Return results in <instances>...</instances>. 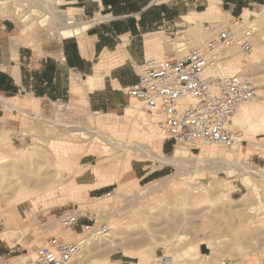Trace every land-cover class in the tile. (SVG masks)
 I'll use <instances>...</instances> for the list:
<instances>
[{
    "label": "rangeland",
    "instance_id": "obj_1",
    "mask_svg": "<svg viewBox=\"0 0 264 264\" xmlns=\"http://www.w3.org/2000/svg\"><path fill=\"white\" fill-rule=\"evenodd\" d=\"M70 1L0 0V25H6L13 40L28 50L40 49L62 37L60 11L72 13L79 21L68 11L75 7ZM221 1L220 13L187 23L184 16L206 11L210 0H181L184 15L174 29L139 35L137 42L146 48V57H165L164 53L179 54L169 50L168 44L172 48L187 44V50L204 47L212 37L206 29L209 25L231 27L239 37L250 28L256 30L251 35L253 49L243 53L239 46L229 47L223 64V72H238L257 85L256 99L244 103L232 119L231 127L242 141L232 147L190 151L187 146H175L165 138L162 114L149 111L136 99L127 103L135 101L136 108L126 115L125 108L119 113L101 112L108 116L95 114L84 99H73V88L80 87L85 76L73 79L71 93L64 99L36 97L29 104L27 98L35 97L32 94H0V264L6 258L24 264L34 247L52 236L69 241L82 238L60 222L61 215L74 210L80 212L82 221L90 222V217L108 224V233L113 231L116 237L111 235L113 240L108 241L105 236L98 240L100 244L92 241L75 264H156L163 255L171 264L263 263L264 0H240L235 7ZM83 35L78 36L83 39ZM181 36L180 42L174 41ZM195 36L197 40L200 36L196 45ZM117 49L112 46L106 52ZM124 54L126 47L104 59L98 57L94 73L97 64L98 69L113 65ZM73 124L81 128L97 124L115 138L147 146L160 159L139 149L115 148L98 135L91 137L88 130H74ZM177 149L182 163L162 164ZM218 156L228 157L230 163L216 161ZM37 180L49 182L47 193L30 185ZM142 237L147 240L137 247L122 241ZM216 246H220L218 251Z\"/></svg>",
    "mask_w": 264,
    "mask_h": 264
},
{
    "label": "crops",
    "instance_id": "obj_2",
    "mask_svg": "<svg viewBox=\"0 0 264 264\" xmlns=\"http://www.w3.org/2000/svg\"><path fill=\"white\" fill-rule=\"evenodd\" d=\"M219 1L210 0L206 11L192 12L185 15L184 20L187 23H194L220 13ZM239 1L222 0L221 2L235 7ZM70 2L75 4V7H69L68 11H73L79 21L72 13L60 12L74 21L75 26L82 29L81 32L65 37L59 30L61 38L46 42L37 50H28L25 45L14 41L8 27L0 25V94L7 97L24 92L32 94L35 97L27 98L29 104L37 100L36 97L64 99L71 93L73 79L85 76L83 83H79L80 87L73 88V99H84L86 107L89 106L96 114L108 116L109 114L101 112L119 113L125 108L124 115H126L135 102L132 101L131 105L126 106L130 99H134L130 96L129 90L139 82L138 65L148 58L146 48L143 45L139 47L137 37L158 33L159 29L165 31L174 29L177 20L184 15L180 11L181 0H71ZM230 11L233 13V10ZM246 12L251 13L249 10ZM83 33L81 39L78 35ZM200 36L198 40L196 36L194 39L192 37L193 44L199 42ZM181 39L182 36L174 41L180 42ZM186 45L179 44L172 48V44H168V49L171 48L179 54L167 56L164 53L165 57H181L183 53L180 52L187 50ZM112 46L118 48L116 51L119 49L123 51L126 47L127 55H122L117 63L107 67L102 66L103 68L98 69L97 64L94 73L95 61L98 57L102 56L101 58L104 59L107 54L116 52H106ZM193 49L195 48L188 49L182 56ZM4 101L10 103L9 99ZM250 148L255 149L253 145ZM82 220V225L89 223ZM78 229L81 227H77L75 231L71 230L74 236L81 235L77 232Z\"/></svg>",
    "mask_w": 264,
    "mask_h": 264
},
{
    "label": "built area",
    "instance_id": "obj_3",
    "mask_svg": "<svg viewBox=\"0 0 264 264\" xmlns=\"http://www.w3.org/2000/svg\"><path fill=\"white\" fill-rule=\"evenodd\" d=\"M212 37L204 47L188 51L182 57L147 58L141 65L139 82L131 87L132 98L143 103L151 112L163 116L165 138L175 146L184 145L190 151L219 145L232 147L241 143L238 133L231 127L232 119L240 106L257 97L253 81L239 75L223 72L226 50L239 46L243 53L253 49L250 28L238 36L231 28L207 27ZM78 210L60 216L65 229H82V238L69 241L63 236H52L47 243L34 247V252L24 264H75L76 259L89 238L104 236L109 232L108 224H98L90 218L81 224ZM1 264H13L3 259ZM157 264H170L163 255Z\"/></svg>",
    "mask_w": 264,
    "mask_h": 264
},
{
    "label": "bare ground",
    "instance_id": "obj_4",
    "mask_svg": "<svg viewBox=\"0 0 264 264\" xmlns=\"http://www.w3.org/2000/svg\"><path fill=\"white\" fill-rule=\"evenodd\" d=\"M59 13V12H58ZM63 14V13H62ZM61 14V12H60V19H61V27L59 28V30H60V33L61 34H64V35H66V36H73V35H76V34H78V33H80L81 32V28L80 27H77V26H75L76 24H75V22L74 21H72V20H69V18H67L66 17V15L64 16V14L62 15ZM207 29V28H206ZM231 48V47H230ZM155 58H163V57H155ZM241 71V70H240ZM224 73H226V74H239L238 72H236V73H230V72H224ZM240 75V74H239ZM243 75V74H242ZM256 87H257V85H256ZM135 99V98H134ZM244 104H242L241 106H240V108L238 109V113H240L241 112V107L243 106ZM133 108H136V106H134V105H132L129 109H128V111L129 110H131V109H133ZM243 110V109H242ZM245 111V110H244ZM156 113V112H155ZM96 114V113H95ZM237 114V113H236ZM235 114V115H236ZM235 115H234V117H235ZM233 117V118H234ZM161 119H162V117H161ZM261 119H259V121H260ZM58 124H60V125H64V123H58ZM92 125V124H91ZM90 125V128H81V127H79L78 125H76V124H73V125H70L72 128H74V130H77V131H82V129L83 130H88L89 131V134H90V136L91 137H93V136H95V135H98L102 140H105L108 144H110L111 146H113V147H115V148H120V149H139V150H143V152H145V154H146V156H149V157H153V158H156V159H160L159 157H160V155H158L157 153H155L153 150H151L150 148H149V150H148V147L146 146V147H144V146H142L139 142H133V141H129V140H122V139H118V138H115V137H113L112 135H110L109 133H107V132H104V131H102V130H100L98 127H97V124L96 125H92L91 126ZM263 131H264V129H263ZM87 134V133H86ZM239 136V135H238ZM184 146V145H183ZM252 146V145H251ZM188 147V146H187ZM211 147H218V145H214V146H210V148ZM189 148V147H188ZM190 149V148H189ZM161 158H162V156H161ZM179 158H180V151L177 149V150H175V152H174V155L172 156V157H168V158H165V160H161V162H162V164H169V163H172V164H181L182 163V161H180L179 160ZM228 158V157H227ZM226 157H223V158H221V156L219 157H216V161L217 160H219V162L220 161H222V162H224V163H230V160L229 159H227ZM202 159V158H201ZM206 161L208 160V159H205ZM204 160V161H205ZM214 160V159H213ZM213 160H212V163H213ZM209 161V160H208ZM214 162H215V160H214ZM200 163H201V161H198V160H196V164H197V166L198 165H200ZM202 163H203V160H202ZM205 163V162H204ZM207 164H209V163H207ZM214 164V163H213ZM205 165V164H204ZM212 165V164H211ZM210 165V166H211ZM232 165V164H231ZM209 166V165H208ZM242 169H244L247 173H256L257 175H259V173L258 172H256L255 170H252V169H250L248 166H240ZM263 178H264V176H262ZM45 180V179H44ZM48 180V179H47ZM28 184H30V183H28ZM31 186L32 185H34L35 187H37L38 189H39V187H41V188H43L44 189V191L46 192L47 190H48V187H50V185H49V182H41V180L39 181V180H37V181H34L32 184H30ZM47 187V188H46ZM194 189H198V187L197 188H194ZM203 191H204V189H203ZM47 193V192H46ZM196 227L198 228V229H200V228H202V225L200 224V223H197L196 224ZM113 236L114 237V239L116 238L115 237V232H113V231H110V233H107V234H105L104 236H95V237H92V238H89L88 239V241L85 243V245L83 246V248L85 247V246H87V245H90V244H92L93 242H98V240H100L101 238H103V237H105V236H107V240L108 241H110V240H113V239H111L109 236ZM80 236H82V233H81V235ZM181 236H179L178 237V239L177 240H182V238H180ZM146 238H140V239H134V240H130L129 238H125V239H122V241H123V243H124V245H126V246H134V247H137V246H139V245H141L142 243H144V242H146ZM93 241V242H92ZM194 241H197V239L195 238V240ZM220 243V242H219ZM97 244H100L99 242L97 243ZM222 244V243H221ZM97 246V245H96ZM119 247V246H118ZM224 247V246H223ZM82 248V249H83ZM115 248H116V246H115ZM124 248V247H123ZM118 249V248H117ZM216 249H217V251L220 249V246H216ZM264 249V248H263ZM82 251V250H81ZM80 251V255H78L79 256V258H82L83 256H84V253L83 252H81ZM198 254H201V253H199L198 252ZM167 256V255H166ZM206 257H208V256H206ZM262 257L264 258V253L262 254ZM159 259V258H158ZM158 259H157V261H158ZM170 261H171V259H170ZM260 262V261H259ZM261 263V262H260ZM259 263V264H260ZM157 264V263H156ZM170 264H171V262H170ZM224 264H226V263H224ZM262 264H264V259H263V263Z\"/></svg>",
    "mask_w": 264,
    "mask_h": 264
}]
</instances>
